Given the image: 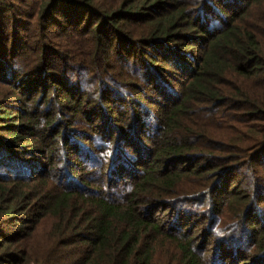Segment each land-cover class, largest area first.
Wrapping results in <instances>:
<instances>
[{
    "label": "trees",
    "instance_id": "1",
    "mask_svg": "<svg viewBox=\"0 0 264 264\" xmlns=\"http://www.w3.org/2000/svg\"><path fill=\"white\" fill-rule=\"evenodd\" d=\"M0 264H264V0H0Z\"/></svg>",
    "mask_w": 264,
    "mask_h": 264
}]
</instances>
